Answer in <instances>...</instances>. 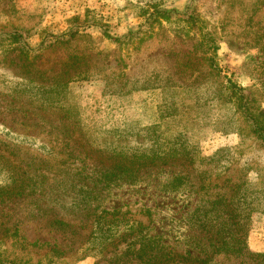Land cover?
<instances>
[{
	"label": "rangeland",
	"instance_id": "rangeland-1",
	"mask_svg": "<svg viewBox=\"0 0 264 264\" xmlns=\"http://www.w3.org/2000/svg\"><path fill=\"white\" fill-rule=\"evenodd\" d=\"M5 27L39 48L29 60L34 51L0 47V187L11 182L8 163H25L36 180L27 189L33 201L0 197V257L7 264H50V258L56 264H117L111 260L133 240V221L142 223L154 253L173 256V247L188 248L193 231L184 196L219 189L227 178L221 166L232 168L233 179L244 166L249 181H263L264 147L224 103L223 87L233 81L255 94L264 111V0H0ZM128 30L130 41L106 35ZM179 133L183 146L196 142L203 156L228 150L216 165L178 161L142 168L135 181L113 186L106 205L120 211L106 218L111 235L97 228L104 221L72 211L75 190L57 185L112 162L126 165L128 156L162 160ZM210 173L211 188L200 187ZM179 176L184 180H175ZM62 192L68 194L59 202ZM38 203L53 209L43 211ZM119 232L126 239L101 251L105 236L111 241ZM247 243L264 252V201L251 213Z\"/></svg>",
	"mask_w": 264,
	"mask_h": 264
},
{
	"label": "trees",
	"instance_id": "trees-1",
	"mask_svg": "<svg viewBox=\"0 0 264 264\" xmlns=\"http://www.w3.org/2000/svg\"><path fill=\"white\" fill-rule=\"evenodd\" d=\"M80 17L81 15H75L73 20H77ZM189 18L193 17L190 16ZM72 28L73 31H76L74 30L75 27ZM43 31L44 29L42 28L40 32L43 33ZM68 32H70L69 28L64 34ZM72 35H74V32ZM106 35L119 42L130 41L132 31L128 30L127 33L115 38L110 34L106 33ZM44 37L43 34L41 42L44 41ZM27 39L28 36L15 28L10 29L5 27L0 29V47L7 48L19 45L23 47L26 52L34 51L33 54L27 53V58L31 60L37 56V50L39 48H32ZM206 49L205 52H208L211 48L209 46V48ZM211 65L214 66L215 64L212 63ZM223 97L224 103L229 104L233 108L234 114L240 115L246 120L250 134L256 138L262 147H264V111L261 107V102H259L255 94L244 92L242 87L229 80V83L227 85L225 84L223 87ZM174 104L176 105L173 115H178L179 106L177 105V101ZM235 120H237V118L233 116V122H235ZM181 133L173 135V148L171 146L170 149L164 151V154L167 156L162 160L159 158L157 160L154 155L151 156V154L148 153L139 155L138 158L128 156L126 165L114 166V162H112L108 165H104L103 168H97L93 173H81L77 176L65 178L64 180L60 179L57 185L65 190H75L72 191L75 195V202L73 201L71 204L72 211H79L80 214L85 215L84 218L93 216L97 217V221H104L107 225L97 226V228H101L105 233L111 235V222L106 221V218L113 220L114 215L120 211L119 207L112 208L106 205L113 186L121 185L123 181H135L138 171L142 168L163 166L170 163L174 164L178 161L187 163L188 165L199 162L209 166L212 164L216 165V162L221 160L219 157L221 153L228 150L226 148L219 149L212 155L203 156L196 142H193L190 148L183 146L184 141L181 140L183 138ZM179 143L181 145H178ZM151 145H153L151 148L156 146L154 143ZM171 154H173V160H167ZM8 164L11 166L10 171L13 175H11L12 178L10 183L0 187V197L16 198L30 196L33 201L35 195H32L33 192H29L31 189H27L30 186L29 182L35 183L36 180L29 177L28 174H30V172L28 166L20 162H17L16 165L14 163ZM221 167L220 172L222 174H220V176H225L226 174L227 178L224 179L220 186L216 183L219 189L212 191L206 189L203 193L193 192L183 198V200L190 199V222H192L191 229L193 231L192 234L188 236L189 239L185 242L188 248L185 247L181 249L182 252H179L173 247V256L171 254L160 256L157 252L154 253L156 249L155 246L151 245L148 241H144L148 239V237L141 234L142 230L139 226H141L142 223L140 221H133L129 225V235H133V240L130 239L131 241L126 245L125 251L121 253V258L111 260V263L168 264L170 261H173V264H187V262L192 264H214L215 262L218 264L221 262V264H223V261L218 260L221 258L233 262L232 264H264V252L251 251L247 243L251 213L258 211L264 201V178L262 179L263 181L259 183L249 181L246 174L248 167L243 166L238 170L236 178L233 179L231 174L228 173V170L232 168L229 165ZM17 176H21V178ZM13 177H15V179ZM186 177L185 180L187 179ZM210 177L211 173L209 178L205 177L204 179V176H202V184L200 187H210L212 184ZM176 179L184 180V178L180 176L179 178H175V180ZM208 179L209 181L206 185ZM62 193L64 194L58 199L59 202L68 194L65 192ZM37 201L40 200L36 199V202ZM94 203L97 206L94 208L90 207V205ZM40 205L41 203L37 204L39 209H44L43 211L53 209L49 206L41 207ZM105 205L107 208H105ZM94 213L96 214L94 215ZM107 215L110 216L107 217ZM55 219L64 227H71L70 221L62 220L61 218ZM80 221L81 223L83 222V217H81ZM119 233L118 236H112L110 238L111 241L108 240V235L105 236L106 240H102V242L98 244L101 247V251H108L111 247L119 246V242L121 241L117 239L120 237L124 239L126 236V233ZM115 241L117 242L115 243ZM28 263L29 260L22 264ZM0 264H7V262L0 257ZM50 264H56L54 258H50Z\"/></svg>",
	"mask_w": 264,
	"mask_h": 264
}]
</instances>
